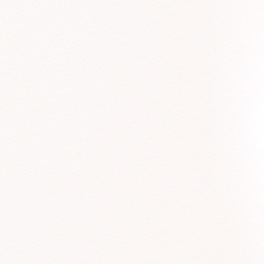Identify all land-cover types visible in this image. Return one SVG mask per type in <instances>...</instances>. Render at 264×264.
<instances>
[{
  "label": "snow or ice",
  "instance_id": "snow-or-ice-1",
  "mask_svg": "<svg viewBox=\"0 0 264 264\" xmlns=\"http://www.w3.org/2000/svg\"><path fill=\"white\" fill-rule=\"evenodd\" d=\"M0 264H264V0H0Z\"/></svg>",
  "mask_w": 264,
  "mask_h": 264
}]
</instances>
